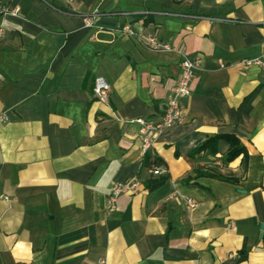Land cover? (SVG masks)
I'll return each mask as SVG.
<instances>
[{"label": "crops", "instance_id": "1", "mask_svg": "<svg viewBox=\"0 0 264 264\" xmlns=\"http://www.w3.org/2000/svg\"><path fill=\"white\" fill-rule=\"evenodd\" d=\"M3 2L20 12L0 38V264H264V68L237 65L264 60V0ZM182 52L203 60L183 122L154 141L167 173L150 189L135 120L161 118ZM227 135L246 154L225 163V138L197 152Z\"/></svg>", "mask_w": 264, "mask_h": 264}, {"label": "built area", "instance_id": "2", "mask_svg": "<svg viewBox=\"0 0 264 264\" xmlns=\"http://www.w3.org/2000/svg\"><path fill=\"white\" fill-rule=\"evenodd\" d=\"M71 2V0H67ZM18 8L11 9L6 5L3 0H0V38L4 37L6 28L4 26L3 17L7 14L18 15ZM99 11L96 10L93 14L84 17V24L86 27L98 26ZM121 30L129 35L137 37L143 42L149 49L154 51H171L172 47L169 43L161 41L153 33L137 32L129 24L124 25ZM262 49L264 52V41L262 43ZM202 55H190L186 52H182L180 55V75L179 78L171 89L168 96L165 110L160 119H146L138 118L135 120L141 126V149L143 154L148 152L154 153L153 146L155 139L163 132L173 128L175 125L183 122L184 120V100L188 98L192 93V83L197 75V71L202 64ZM237 65L243 70H249L253 66H259L264 68V60L262 57H252L240 60ZM222 68L227 66L225 61H220ZM111 87L108 81L103 76H99L95 79L94 95L103 102H107L109 99ZM1 121H6L5 116H0ZM151 173L155 175H163L167 173V166L162 163L150 169ZM137 185L134 180L119 181L111 185L109 194L107 196V208L110 212H114L117 209V201L120 195L127 189H132ZM187 203L190 207H197V202L193 199H187Z\"/></svg>", "mask_w": 264, "mask_h": 264}, {"label": "trees", "instance_id": "3", "mask_svg": "<svg viewBox=\"0 0 264 264\" xmlns=\"http://www.w3.org/2000/svg\"><path fill=\"white\" fill-rule=\"evenodd\" d=\"M221 138L227 139L230 144L229 150L225 156V163L232 161L243 153L246 154V148L244 147V145L237 137L233 135L211 137L197 149V152L207 150L211 154H216L218 150V142ZM162 163L163 160L160 157L150 153H147L143 160V166L150 169ZM165 179L166 177L164 176V174L155 175L152 173L148 182L149 188L155 189L161 186L165 182Z\"/></svg>", "mask_w": 264, "mask_h": 264}]
</instances>
